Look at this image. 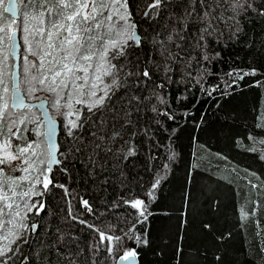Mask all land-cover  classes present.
Returning a JSON list of instances; mask_svg holds the SVG:
<instances>
[{"label":"trees","instance_id":"1","mask_svg":"<svg viewBox=\"0 0 264 264\" xmlns=\"http://www.w3.org/2000/svg\"><path fill=\"white\" fill-rule=\"evenodd\" d=\"M150 2L127 0L131 21L142 37L140 47L128 49L127 59L134 71L137 65L140 70L147 67L152 78L137 85L136 81L144 78L130 77L129 87L113 97L115 111L92 116L69 137L63 116L50 107L54 95L37 90L27 98L29 102L46 99L52 117L61 123L59 143L64 155L59 156L63 163L50 176L55 184L64 185L67 193L49 185L43 197L33 198L44 202V210L39 214L34 210L25 221L37 225L36 231L25 233L26 243L17 241L19 250L8 253L7 264H93V260L95 264H113L103 247L98 253L94 251L99 235L90 226L105 230L112 224L120 235L121 229L130 226L129 214H135L122 201L135 196L148 202L145 193L154 177L164 175L165 164L167 174L148 209L152 213L147 221L149 246L138 249L140 264H264V159L238 143L250 145V135L264 139V128L257 127L264 112V15L260 14L264 0H252V9L235 19H229L233 12L224 0H204L203 9L197 0L195 13L214 9L212 16L220 19L212 20L215 31L211 36L205 34L203 48H197L194 39L202 25L189 23L188 31L182 33L185 39L176 38L180 47L169 45L179 55L167 61L171 68L167 75L159 46L150 40L157 32L166 35L178 27L176 19L191 12L193 5L190 0H165L157 16L145 17ZM3 16L8 23L10 16ZM28 42L35 50L31 36ZM21 45L23 55L34 60L22 39ZM202 53L209 59L202 60ZM7 57L6 74L11 79L15 61L9 52ZM188 57L195 58L191 67ZM23 66L21 57L20 74ZM27 67L31 69L30 64ZM253 69L255 75L243 79L236 75ZM202 73L203 79L197 83L193 77ZM159 84L164 87L157 88ZM26 88L27 84H21L24 95ZM153 91L167 100L164 105L156 103V113L151 111L154 100L132 99L136 95L143 100ZM20 112L42 121L36 108ZM97 119L106 123L98 125ZM27 127L32 129L36 124ZM113 132L119 133L114 139ZM27 136L34 139L31 131ZM169 149L176 153L171 161ZM129 150L132 155H128ZM12 163L19 165L20 161ZM82 199L88 201L91 211ZM242 205L249 213L243 221ZM205 224L211 229L206 230ZM144 229V224L137 226V231ZM126 246L134 245L126 242Z\"/></svg>","mask_w":264,"mask_h":264},{"label":"snow or ice","instance_id":"2","mask_svg":"<svg viewBox=\"0 0 264 264\" xmlns=\"http://www.w3.org/2000/svg\"><path fill=\"white\" fill-rule=\"evenodd\" d=\"M9 2L11 6L4 8L5 0H0V8L11 13L7 24L4 23V18H0V42L14 40L19 34L23 42L28 45L29 54L35 59L29 61L28 56L21 54L24 65L22 74L13 77L14 80H19L20 84H27L26 95L19 94L21 88L19 84L15 85L13 102L9 105L8 88H0V264H7L5 257L8 253L19 250L17 241L26 243L25 233L36 229L35 224L29 225L25 221L28 219V214L34 210L36 214L43 211L44 202L42 199L33 198L43 197L49 185L62 188L67 193L65 186L55 184L50 176L53 166L63 163L56 155L59 152L55 140L56 121L49 118L47 129L41 132L40 128L44 125L38 118L30 119L27 113L19 111L24 108L30 110V105L26 104L27 98L37 90L54 95L55 99L52 100L50 107H54L63 116L64 130L71 137L73 130L81 129L92 116L103 114L108 110L115 111L113 97L121 88L129 87L130 77L144 78L143 81L138 79L137 85L147 83L152 78L147 67L140 70L137 65L135 71L129 67L128 49L140 47L142 37L136 31V24L131 21V13L127 11V0H9ZM164 2L165 0H151L144 12L145 17L157 16ZM224 2L233 12V16L229 19H235L238 14L253 7L252 0H224ZM190 3L193 5V10L185 12L176 19L175 23L178 27H173L166 35L157 32L150 40L151 44L159 46L157 51L165 61L163 67L165 75L171 71L167 61L175 60L176 55H179V53L174 54L169 45L180 47L176 38L185 39L182 33L188 31L189 23L202 25L198 29V38L194 34V39L195 46L203 48L206 45L205 34L211 36L215 31L212 20L220 19L212 16L214 9L195 13L194 6L197 0H190ZM199 3L203 9L204 0H199ZM153 9L156 11L153 12ZM194 13L197 17L195 21L192 20ZM260 14L264 15V10H260ZM17 16L21 18V24H16ZM33 20L38 23L32 24ZM29 36L36 43L35 50L28 42ZM2 55L0 51V56ZM186 59L188 67H191V62L195 58ZM201 59L208 60L209 56L202 53ZM46 60L48 67H45ZM121 60L122 63H117ZM2 63L3 61H0V64ZM29 64L35 72L27 67ZM187 74L192 75L190 72ZM255 74L256 71L253 69L236 75L239 79H243L245 76ZM231 75L229 73V76ZM193 79L199 83L203 79V73ZM3 84V70L0 68V85ZM37 84L40 86L39 89L36 88ZM156 87L163 88L164 85L159 84ZM132 99L137 102L154 100L151 107L154 113L159 111L156 103L161 105L167 103L164 96L154 91L145 95L143 100L136 95ZM162 114L174 119V116L168 112ZM95 123L103 125L106 121L97 119ZM27 124H36V127L29 129ZM21 126H23V134H21ZM257 127L264 128V112L261 113ZM29 131L32 132L34 139H28ZM118 135V132H113L112 138ZM99 139L103 140L104 137ZM248 139L251 141L250 145L246 146L240 141L238 143L247 151L259 152L260 158L264 159V147H260L264 146V139L251 135ZM14 140L17 143H14ZM169 151L171 154L168 160H174L176 153L171 149ZM132 154V150H129L128 155ZM63 155L64 153L61 152L60 156ZM217 156L226 159L219 154ZM12 161H20V164H13ZM163 168L166 175L168 165H163ZM17 171L26 175H15ZM164 175L154 177L151 187L145 193L148 202L135 196L131 200L122 201L124 205L134 209L135 214H129L130 226L126 230L121 229L120 235H116L115 225L112 224H109L105 230L90 226L99 235V240L94 246L96 253L103 247L113 264H139L138 249L149 246L147 221L152 213L148 209L150 202L156 198V189ZM252 187L255 188L257 185L252 184ZM82 204L91 211L87 200L82 199ZM245 208L246 205H242L239 209L242 221L249 216ZM133 219L135 223H131ZM5 224L10 227L5 228ZM140 224H144L145 229L137 231V226ZM204 228L210 230L211 225L205 224ZM126 242L134 246L128 247ZM13 245L16 247H12ZM114 249L116 254H113ZM216 259L219 260L220 257L217 256Z\"/></svg>","mask_w":264,"mask_h":264},{"label":"water","instance_id":"3","mask_svg":"<svg viewBox=\"0 0 264 264\" xmlns=\"http://www.w3.org/2000/svg\"><path fill=\"white\" fill-rule=\"evenodd\" d=\"M10 6L11 5H10V2L8 0L6 8H8ZM6 14L11 17V13L6 12ZM18 19H19V16L16 17V20H18ZM136 31L138 33L137 28H136ZM21 48H22L21 39H20V36L18 34L17 37L14 40H11V55H12L14 61H15L14 70H13V74H12V95H13V90H14V86L15 85L19 84V86L21 88L20 81L13 79L14 75L18 76V77L21 76V74H20ZM19 94L24 95L22 89H21V93H19ZM12 102L13 101L11 99V104H12ZM26 104L30 105V108H32V109H35V108L38 109V111L41 113V118H42V121L44 123V131H45L47 129L49 118L54 119L52 117L51 113H50L48 101L46 99H43V100H40V101H36V102H29V101L26 100ZM25 109L26 108L20 109L19 111H24ZM54 120L56 121V129H57L55 140H56V143H57V145L59 147V152H57L56 155L60 159V156H59V154H60L59 137H60V133H61V123L58 120H56V119H54ZM58 166L59 165H54L53 166V171ZM53 171H52V173H53ZM36 228H37V225H36ZM34 231H36V229ZM139 264H140V260H139Z\"/></svg>","mask_w":264,"mask_h":264},{"label":"rangeland","instance_id":"4","mask_svg":"<svg viewBox=\"0 0 264 264\" xmlns=\"http://www.w3.org/2000/svg\"><path fill=\"white\" fill-rule=\"evenodd\" d=\"M7 2H8V0H5L4 8L7 7ZM3 13H6V12L4 11L3 8H0V18H4ZM18 20H19V24H21L22 21H21L20 17H19ZM34 21L35 20H33L31 23L35 24ZM4 23L7 24V21L5 19H4ZM13 29H15L14 25H13ZM0 51H2V53H3V55L0 56V61H3V63L0 64V68H2V70H3V80H4V84L0 85V88H2V87H7L8 88L7 98H8L9 105H11V99H12V74H13V71H12V74H11V79H10V77L8 78V76L6 74V72H7V70H6L7 69V61H6V59H8L7 52H9L11 54V41L10 40H4L3 42H0ZM21 54H23L22 50H21ZM20 57H22V55H20ZM48 66L49 65L47 64V60H46L45 61V67H48ZM32 118L33 117H31V119ZM40 122L43 123V121H40ZM43 129L44 128H40V131L43 132ZM22 175H26V174L22 173Z\"/></svg>","mask_w":264,"mask_h":264}]
</instances>
